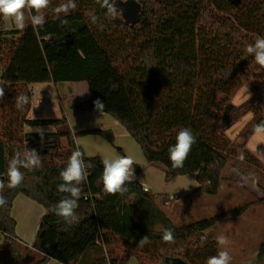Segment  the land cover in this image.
Returning <instances> with one entry per match:
<instances>
[{
  "label": "trees",
  "instance_id": "obj_1",
  "mask_svg": "<svg viewBox=\"0 0 264 264\" xmlns=\"http://www.w3.org/2000/svg\"><path fill=\"white\" fill-rule=\"evenodd\" d=\"M127 1L138 9L132 24L122 21L117 12L115 17L106 16L107 10L96 0H75L77 8L61 15L66 24L56 18L54 9L67 0H51L44 10L46 23L37 30L27 11L23 31H4L0 19V86L5 91L0 99V179L7 184L8 162L16 151L34 149L42 160L41 168L21 169L24 179L18 187H5L0 193L7 200L0 207V264H23L11 217L19 194L45 210L31 246L39 255L33 264L51 260L126 264L132 256L139 264H146L145 258L156 264H165L166 258L206 264L217 255V242L205 233L224 216L177 228L156 204L157 199L168 202V198L144 192L132 179L122 194L105 195L102 160L88 157L82 149L88 178L80 185L79 222L68 226L52 211L66 195L57 191V185L62 183L59 173L77 148L74 140L93 135L113 145L114 137L111 131L97 129L72 134L65 116L29 120L30 85L86 83L91 97L71 109L109 115L139 146L148 165L161 167L166 179L196 174L198 187L193 194L208 197L217 195L221 171L228 163L225 146L230 142L225 131L242 109L230 103L233 94L243 85L255 91L264 87V70L257 71L253 57L246 53L248 44L264 37V0H111ZM92 15L98 17L96 24L91 23ZM21 93L30 102L18 110L15 97ZM97 99L104 105L101 111L94 106ZM262 122L264 117L256 116L238 135L244 144ZM30 126H52L55 131L43 133L41 140L40 134L24 131ZM182 128L192 130L196 143L183 167L173 168L168 149ZM61 138L67 141L64 150ZM241 147L244 155L251 156ZM165 229L173 231L174 242H163ZM145 235L150 243L138 246ZM117 242L125 248L115 255L112 248ZM2 251L12 255L11 263L3 260ZM257 261L254 264L264 263V243L258 247Z\"/></svg>",
  "mask_w": 264,
  "mask_h": 264
},
{
  "label": "rangeland",
  "instance_id": "obj_2",
  "mask_svg": "<svg viewBox=\"0 0 264 264\" xmlns=\"http://www.w3.org/2000/svg\"><path fill=\"white\" fill-rule=\"evenodd\" d=\"M114 4L117 7L118 17L122 21L132 24L137 19L138 11L133 6H128L126 2H115ZM33 88L35 96L32 98V102L39 94L43 98L39 105H35L33 102V113L37 117H47L48 119H59L66 115L67 104L72 100L70 98L72 94L78 97L79 100L76 101L79 102L87 100L88 98L85 97L90 96L86 83L35 84ZM259 89L255 91L248 85H243L235 91L230 100L234 107L242 109H239L233 124L225 131L226 138L230 142L225 146L228 163L221 171L219 190L214 197L193 194L196 181L192 176H179L173 180V177L166 179L165 171L161 167L148 165L139 146L125 129L109 115L78 111L80 115L71 116V123L75 129L89 128L85 130L111 131L114 137L113 145L107 143L100 136L89 135L78 137L75 140H78L83 152L88 157L99 156L101 160L120 157L121 155L116 149H121L124 156L130 157L134 161L133 173L140 174L144 180H147L146 182L150 183L147 187L151 193L161 194L168 198V202H164L166 199H157L156 204L177 228L186 227L201 219H211L218 215L224 216L216 227L205 234L210 235L215 241L218 235H224L227 238L228 243L224 249L217 246V250L229 252L232 257L230 264H250V262L254 264L258 262V247L264 243V131L255 128L246 144L238 135L247 126L253 124L256 116L264 117V87ZM56 91L60 93L61 105ZM66 142L62 141L63 147L67 146ZM242 145L258 164L252 160L251 156L243 154ZM135 166L139 169L138 172L134 168ZM174 195L181 199L169 200ZM124 248L123 243L117 242L112 250L115 255H118ZM21 252L23 264L34 263L36 260L34 254L26 256L27 251L23 247ZM1 254H3L4 261L12 262L11 254L3 251ZM144 261L146 264H156L154 260L148 258H145ZM126 264H139V262L135 256H132Z\"/></svg>",
  "mask_w": 264,
  "mask_h": 264
},
{
  "label": "clouds",
  "instance_id": "obj_3",
  "mask_svg": "<svg viewBox=\"0 0 264 264\" xmlns=\"http://www.w3.org/2000/svg\"><path fill=\"white\" fill-rule=\"evenodd\" d=\"M51 0H0V19L5 22L11 23L16 29L23 31L27 26L25 12L30 14V23L34 30L41 28L46 23L44 10L49 7ZM102 8H105L106 16L115 17L117 7L111 0H96ZM77 8L75 0H67L66 3L60 4L54 9L57 19H60L61 24H66V19H61V15L67 16L70 12ZM91 23L96 24L98 17L92 15L90 17ZM246 53L253 57V64L257 67V71L264 70V37H257L254 43L248 44ZM5 95L4 87L0 86V99ZM29 96L21 93L15 97V107L18 110H23L24 106L29 104ZM97 110L103 108V103L97 99L94 102ZM258 130L264 131V122L257 126ZM36 131L43 140V130L40 128L31 129ZM196 143V137L193 135L190 128H182L176 135V143L169 147V160L173 168H182L185 160L187 159L192 146ZM134 161L127 156H120L115 159H103V172L101 182L103 184L102 191L105 195H116L127 191L124 187L133 175ZM42 167L41 156L32 149H26L23 153L16 151L8 162L6 176L7 184L4 180L0 179V193L3 192L5 187L14 189L18 187L23 179L24 174L21 169L29 171ZM62 183L57 185V191L64 193V195L54 206L53 213L62 219L68 226H72L79 222L76 214V209L79 207L78 201L81 198L82 189L80 187L87 178L86 164L84 160V153L79 147L74 150L68 158L66 166L59 173ZM7 200L4 195L0 194V207H4ZM207 236H202L201 241H205ZM216 242L220 249H224L228 240L224 235H218ZM162 240L165 243L174 242V235L171 229H165L162 234ZM150 243L147 235L143 236L138 246ZM231 255L227 250H218L217 255L210 256L206 260V264H230ZM251 264V262H250Z\"/></svg>",
  "mask_w": 264,
  "mask_h": 264
},
{
  "label": "crops",
  "instance_id": "obj_4",
  "mask_svg": "<svg viewBox=\"0 0 264 264\" xmlns=\"http://www.w3.org/2000/svg\"><path fill=\"white\" fill-rule=\"evenodd\" d=\"M3 22H4V26H5L4 31L17 30L11 23L5 22L4 20H3ZM0 75H1V70H0ZM45 84L46 85L47 84L50 85L51 83H45ZM34 86H35V84L29 86V89L31 90V93H32V97H31V109H30V112H29L28 119L29 120H47L48 119L47 117H37V115H35L33 113V110H32V106H33L32 104H33V102H34L35 105L36 104L39 105V104L42 103V100H43V98L41 97V94H39V96L36 97L34 99V101L32 102V98H34V96H35L34 88H33ZM54 87L56 88V86H54ZM56 95H57V97L59 99V103L61 105L62 104V99L60 100V98H61L60 97V93H58L56 91ZM90 97H91V95L89 97H85V98H88L89 99ZM70 98L72 100H70L69 103L67 104L68 109L65 112V114H66L65 117L67 119V123H68V126H69V129H70L71 133L72 134H75L77 132L84 131L85 129H89V128L75 129L73 127V125L71 123L72 117L77 116V115H80V114H78V111L79 110L71 109V105L74 104V103H79V101H76V100H79V99H78V97H76L75 94H72V96ZM79 98H81V97H79ZM81 102H83V101H81ZM98 114H101L102 115L104 113H98ZM36 128L42 129L43 130V133H53L55 131V129L52 126H30V127H25L24 131L26 133H37L36 131H32L31 132V129H36ZM97 130H99V129H97ZM102 131H106V130H102ZM63 140H65V142H66V139L65 138H61L60 139V146L64 150L67 146L63 147V145H62V141ZM66 145H67V142H66ZM75 145H76V147H79L80 149H82V147L78 143V140H75ZM89 157H93V156H89ZM133 175L134 176L131 179L134 180V181H136V182H138L142 186V188L143 187L147 188L148 192L151 193V190L147 187L148 184H150V183L146 182L147 180L146 179L144 180V178H142L140 176V174H137V173L134 172ZM190 176H192L193 179H195V181H196V174H190V175H186L184 177H190ZM176 177H179V176H174L172 178V180L175 179ZM151 186L153 187V185H151ZM194 186H195V189L198 187L197 182H196V184L194 182ZM159 195H161V194H159ZM173 198H177L178 200L181 199L180 197H177L176 195H174L169 200H172ZM182 198H185V197H182ZM44 214H45V210L43 209V207L40 206L39 204L31 201L26 196H24L22 194H19V195H17L15 197V199L13 201V204H12V208H11V217L15 221V225H16L15 226V229H16V232L15 233H16V236L18 238V243L23 248H26L27 249L26 256H29L30 254H34L36 260L39 258V255H38L37 252L31 250V246H32V244L34 242V239H35V236L37 234V230H38L39 224H40L41 219H42V217H43ZM220 221H218V222H220ZM218 222L216 223V225H218ZM216 225H215V227H216ZM208 233H209V231H208ZM2 242H3V235L0 232V246H1ZM35 261H34V263H35ZM50 263L60 264V263H57L56 261H52V260L49 261V264Z\"/></svg>",
  "mask_w": 264,
  "mask_h": 264
},
{
  "label": "water",
  "instance_id": "obj_5",
  "mask_svg": "<svg viewBox=\"0 0 264 264\" xmlns=\"http://www.w3.org/2000/svg\"><path fill=\"white\" fill-rule=\"evenodd\" d=\"M126 3L128 6L134 7L133 2L127 1ZM135 9L138 11L137 7H135ZM164 262H165V264H186L181 260L171 259V258H166Z\"/></svg>",
  "mask_w": 264,
  "mask_h": 264
},
{
  "label": "built area",
  "instance_id": "obj_6",
  "mask_svg": "<svg viewBox=\"0 0 264 264\" xmlns=\"http://www.w3.org/2000/svg\"><path fill=\"white\" fill-rule=\"evenodd\" d=\"M142 189L144 192H148L147 188L143 187Z\"/></svg>",
  "mask_w": 264,
  "mask_h": 264
}]
</instances>
